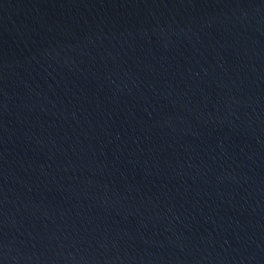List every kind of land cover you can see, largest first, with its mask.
Wrapping results in <instances>:
<instances>
[{"label": "water", "instance_id": "95a60500", "mask_svg": "<svg viewBox=\"0 0 264 264\" xmlns=\"http://www.w3.org/2000/svg\"><path fill=\"white\" fill-rule=\"evenodd\" d=\"M0 264H264V0H0Z\"/></svg>", "mask_w": 264, "mask_h": 264}]
</instances>
